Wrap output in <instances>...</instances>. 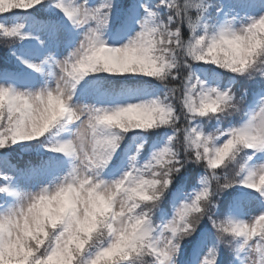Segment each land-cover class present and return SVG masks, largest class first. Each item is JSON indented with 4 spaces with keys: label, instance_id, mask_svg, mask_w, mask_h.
Segmentation results:
<instances>
[{
    "label": "snow or ice",
    "instance_id": "6c2138e0",
    "mask_svg": "<svg viewBox=\"0 0 264 264\" xmlns=\"http://www.w3.org/2000/svg\"><path fill=\"white\" fill-rule=\"evenodd\" d=\"M261 22L264 0H0V210L78 165L147 169L128 238L85 256L264 264ZM249 35L243 62L212 51Z\"/></svg>",
    "mask_w": 264,
    "mask_h": 264
},
{
    "label": "clouds",
    "instance_id": "9594fccd",
    "mask_svg": "<svg viewBox=\"0 0 264 264\" xmlns=\"http://www.w3.org/2000/svg\"><path fill=\"white\" fill-rule=\"evenodd\" d=\"M256 29L264 31V22ZM258 44L254 35L221 37L212 51L243 62ZM150 177L145 169L109 178L78 165L57 183L30 191L11 210L2 207L0 264H108L117 245L88 256L85 246L90 238L119 235L118 243L128 238L125 229Z\"/></svg>",
    "mask_w": 264,
    "mask_h": 264
},
{
    "label": "trees",
    "instance_id": "16d2710c",
    "mask_svg": "<svg viewBox=\"0 0 264 264\" xmlns=\"http://www.w3.org/2000/svg\"><path fill=\"white\" fill-rule=\"evenodd\" d=\"M217 2H219V0H217ZM14 155V159L15 160H20V157L19 156H17V155H15V154H13ZM24 159L26 160L27 159V157H24ZM23 161H21V163H22Z\"/></svg>",
    "mask_w": 264,
    "mask_h": 264
}]
</instances>
